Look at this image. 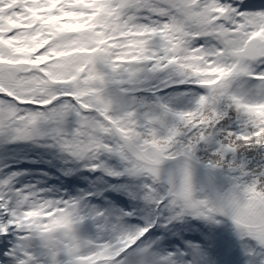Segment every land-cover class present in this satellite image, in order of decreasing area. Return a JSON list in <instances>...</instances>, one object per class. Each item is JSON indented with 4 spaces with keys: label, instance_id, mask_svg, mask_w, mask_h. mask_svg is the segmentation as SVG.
Here are the masks:
<instances>
[{
    "label": "snow or ice",
    "instance_id": "1",
    "mask_svg": "<svg viewBox=\"0 0 264 264\" xmlns=\"http://www.w3.org/2000/svg\"><path fill=\"white\" fill-rule=\"evenodd\" d=\"M0 264H264V0H0Z\"/></svg>",
    "mask_w": 264,
    "mask_h": 264
}]
</instances>
